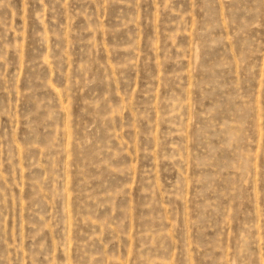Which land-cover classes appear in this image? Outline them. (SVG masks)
Wrapping results in <instances>:
<instances>
[{"label":"rangeland","instance_id":"obj_1","mask_svg":"<svg viewBox=\"0 0 264 264\" xmlns=\"http://www.w3.org/2000/svg\"><path fill=\"white\" fill-rule=\"evenodd\" d=\"M0 264H264V0H0Z\"/></svg>","mask_w":264,"mask_h":264}]
</instances>
